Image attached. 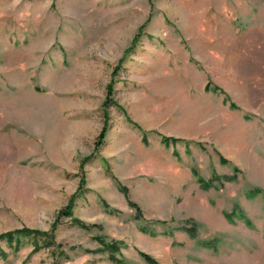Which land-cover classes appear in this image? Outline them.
Instances as JSON below:
<instances>
[{"label": "rangeland", "instance_id": "obj_1", "mask_svg": "<svg viewBox=\"0 0 264 264\" xmlns=\"http://www.w3.org/2000/svg\"><path fill=\"white\" fill-rule=\"evenodd\" d=\"M0 147V264H264V0H0Z\"/></svg>", "mask_w": 264, "mask_h": 264}, {"label": "trees", "instance_id": "obj_2", "mask_svg": "<svg viewBox=\"0 0 264 264\" xmlns=\"http://www.w3.org/2000/svg\"><path fill=\"white\" fill-rule=\"evenodd\" d=\"M139 38H140V34L137 35L136 39L134 40V43L137 42V41L139 40ZM23 231L25 232L26 229H24ZM6 235H7V236H11V235H13V233L10 232V233H7ZM10 239H11L10 241H12V240L14 239V237H12V238H10ZM107 246H108L107 249H109V251H113V250L116 248V244H115V243L110 244V245H107ZM142 255H143V258H144L149 264H157V263L155 262V260H154L153 258H151L149 255H147V254H142ZM114 258H115V257L112 256L111 259H114Z\"/></svg>", "mask_w": 264, "mask_h": 264}, {"label": "bare ground", "instance_id": "obj_3", "mask_svg": "<svg viewBox=\"0 0 264 264\" xmlns=\"http://www.w3.org/2000/svg\"><path fill=\"white\" fill-rule=\"evenodd\" d=\"M0 149H1L0 151H2V150H5V148H4V147H0Z\"/></svg>", "mask_w": 264, "mask_h": 264}]
</instances>
